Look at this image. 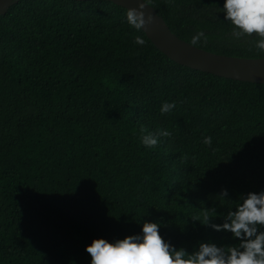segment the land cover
Wrapping results in <instances>:
<instances>
[{"label":"trees","instance_id":"trees-1","mask_svg":"<svg viewBox=\"0 0 264 264\" xmlns=\"http://www.w3.org/2000/svg\"><path fill=\"white\" fill-rule=\"evenodd\" d=\"M145 1L179 39L203 31L195 47L264 58L258 36L232 35L225 0ZM126 13L103 0H20L0 15V264H91L93 240L142 235L145 222L188 254L240 243L203 213L222 225L264 191V84L175 63ZM165 102L175 108L162 114Z\"/></svg>","mask_w":264,"mask_h":264},{"label":"clouds","instance_id":"clouds-1","mask_svg":"<svg viewBox=\"0 0 264 264\" xmlns=\"http://www.w3.org/2000/svg\"><path fill=\"white\" fill-rule=\"evenodd\" d=\"M142 2L137 8L127 10L126 21L137 32L154 22V17L145 11ZM221 11L230 23L232 35L239 39L244 36L256 35L259 40L255 48L264 52V0H225ZM201 38L207 42L203 31H199L191 40L197 45ZM134 43L145 44L142 36H135ZM175 108V103L165 102L161 113H169ZM140 141L146 148L158 145L156 135L141 127ZM146 133V134H145ZM160 136L170 137L171 133L161 130ZM209 147L212 138L203 140ZM228 196L227 190H222L221 197ZM235 211H228L222 225L209 224V211L203 213V225L213 230L227 231L240 243L231 247H218L214 243H200L198 250L188 254L184 249L177 250L165 242L159 233L158 223H143L142 235L129 236L123 240L109 243L105 239L93 240L85 251L91 256V264H264V191L248 193L242 196ZM215 212V209H212Z\"/></svg>","mask_w":264,"mask_h":264},{"label":"water","instance_id":"water-1","mask_svg":"<svg viewBox=\"0 0 264 264\" xmlns=\"http://www.w3.org/2000/svg\"><path fill=\"white\" fill-rule=\"evenodd\" d=\"M19 1L0 0V15H6L9 8ZM103 1L113 2L127 10L137 8L143 2L146 5L145 11L154 17V22L147 25L143 31L155 47L175 63L226 79L264 84V58L231 57L210 53L195 47L172 33L164 19L145 0Z\"/></svg>","mask_w":264,"mask_h":264}]
</instances>
